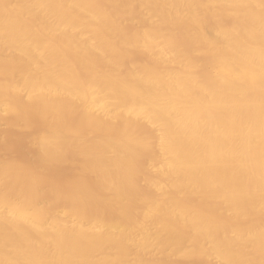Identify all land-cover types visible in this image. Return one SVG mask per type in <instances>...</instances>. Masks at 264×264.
I'll list each match as a JSON object with an SVG mask.
<instances>
[{
  "label": "bare ground",
  "instance_id": "bare-ground-1",
  "mask_svg": "<svg viewBox=\"0 0 264 264\" xmlns=\"http://www.w3.org/2000/svg\"><path fill=\"white\" fill-rule=\"evenodd\" d=\"M1 121L0 264H264V0H0Z\"/></svg>",
  "mask_w": 264,
  "mask_h": 264
},
{
  "label": "rangeland",
  "instance_id": "rangeland-1",
  "mask_svg": "<svg viewBox=\"0 0 264 264\" xmlns=\"http://www.w3.org/2000/svg\"><path fill=\"white\" fill-rule=\"evenodd\" d=\"M5 131H6V134H9V136H10V138L7 135L5 136V142L7 140L8 143L7 142L6 143H7V145L9 144V150H2L0 153V156L3 158H9L10 156L14 157V155H15V158L16 157L19 158V156H20V159L25 158L27 160L29 158V155L27 154V153H29V149L26 147L27 143H25L24 138L22 137L23 135L21 133H20V135H17L19 133L16 132V134H14L15 131L6 130V123H4V121H1L0 122V142L2 141V137H3V134L5 133ZM8 131H10V132H8ZM11 133L14 135L13 136L10 135ZM18 137H19V139H18ZM21 140H23L24 143H22ZM26 149H27V153H26Z\"/></svg>",
  "mask_w": 264,
  "mask_h": 264
}]
</instances>
